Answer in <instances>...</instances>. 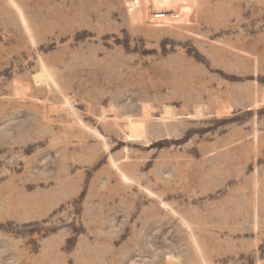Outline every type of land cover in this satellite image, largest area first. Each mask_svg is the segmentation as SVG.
<instances>
[{"label": "rangeland", "instance_id": "obj_1", "mask_svg": "<svg viewBox=\"0 0 264 264\" xmlns=\"http://www.w3.org/2000/svg\"><path fill=\"white\" fill-rule=\"evenodd\" d=\"M0 264H264V0H0Z\"/></svg>", "mask_w": 264, "mask_h": 264}, {"label": "bare ground", "instance_id": "obj_2", "mask_svg": "<svg viewBox=\"0 0 264 264\" xmlns=\"http://www.w3.org/2000/svg\"><path fill=\"white\" fill-rule=\"evenodd\" d=\"M34 84H41V83H46L47 82V79L44 77V73H38L36 75H34ZM42 85V84H41ZM48 85V84H47ZM28 88L23 85V84H20V83H16L13 87V93H12V96L14 98H17V99H20L24 93L26 92ZM254 107L257 106L256 105H253ZM229 106L227 103L225 102H221L220 103V108H219V114L220 115H225L227 113H229ZM145 110V109H144ZM144 113V112H143ZM167 113V112H166ZM145 115H147L146 113V110H145ZM123 178V177H122ZM124 180V179H123ZM125 181V180H124Z\"/></svg>", "mask_w": 264, "mask_h": 264}, {"label": "built area", "instance_id": "obj_3", "mask_svg": "<svg viewBox=\"0 0 264 264\" xmlns=\"http://www.w3.org/2000/svg\"><path fill=\"white\" fill-rule=\"evenodd\" d=\"M155 17L159 20H162L165 17V13L156 14Z\"/></svg>", "mask_w": 264, "mask_h": 264}]
</instances>
